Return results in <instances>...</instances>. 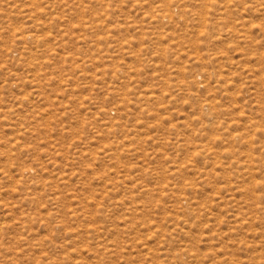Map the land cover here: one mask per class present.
I'll return each instance as SVG.
<instances>
[{
	"label": "rangeland",
	"instance_id": "obj_1",
	"mask_svg": "<svg viewBox=\"0 0 264 264\" xmlns=\"http://www.w3.org/2000/svg\"><path fill=\"white\" fill-rule=\"evenodd\" d=\"M0 264H264V0H0Z\"/></svg>",
	"mask_w": 264,
	"mask_h": 264
}]
</instances>
